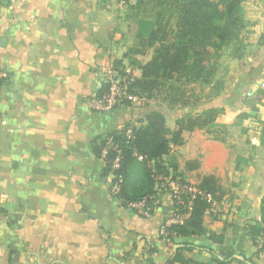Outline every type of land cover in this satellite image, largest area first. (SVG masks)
<instances>
[{"label": "crops", "instance_id": "crops-1", "mask_svg": "<svg viewBox=\"0 0 264 264\" xmlns=\"http://www.w3.org/2000/svg\"><path fill=\"white\" fill-rule=\"evenodd\" d=\"M243 7V54L224 48L216 74L221 92L186 108V115L222 109L215 122L226 141L186 131V162L198 167L180 165L178 172L194 185L204 175L218 179L224 195L203 225L224 233L221 254L235 252L229 264H241L236 256L264 264L246 230L260 219L264 193V0H244ZM130 26L118 0H12L0 8V264H166L189 243L195 248L184 252L187 259L218 264L207 251L218 248L205 237L159 234L167 192L156 190L149 216L112 195L105 152H94L104 135L157 110L140 99L107 111L91 104L108 68L126 64ZM238 112L250 117L237 122Z\"/></svg>", "mask_w": 264, "mask_h": 264}, {"label": "trees", "instance_id": "trees-1", "mask_svg": "<svg viewBox=\"0 0 264 264\" xmlns=\"http://www.w3.org/2000/svg\"><path fill=\"white\" fill-rule=\"evenodd\" d=\"M243 3L244 0H133L128 3L122 13L130 22L133 42L124 54L126 64L121 61L113 63L116 67L130 66L139 70L138 76L129 77L128 92L140 100L160 97L171 108H191L218 95L223 87L216 80L222 50L233 45L234 57H240L245 48L242 33L247 22ZM107 88L108 83H103L96 96H101ZM130 103L124 100L122 105ZM222 112V109H207L195 115L188 114L177 119L175 129L170 130L163 114L152 110L145 114L139 125H125L104 135L94 146L96 155L101 154L108 139L120 150L119 167L115 173L122 176L123 182L115 196L124 205L155 196L160 183L157 178L161 175L189 184L178 172L175 162L164 157L170 154L172 145L183 144L184 131L204 130L213 139L225 142V127L217 126L215 122ZM248 117L242 112L236 119ZM258 126L260 143L264 147V120L259 121ZM128 128L130 134L125 133ZM113 157L114 152L109 148L105 152L106 173H110ZM197 167V160L185 163V170ZM192 186L197 193L192 198L187 193L183 195L182 203L186 208L181 202L177 204L182 211L188 212V217L167 228L169 234L165 239L205 237L218 248L217 252L207 249L213 259L218 264H229L235 260V252L227 248L225 255L221 254L224 233L207 230L203 225L206 211L213 202L221 199L224 191L214 175H204ZM259 211L260 219L246 226L258 253L264 252V193ZM194 248L191 243L183 244L174 250L166 264H195L184 256L185 251ZM237 261L256 264L251 257Z\"/></svg>", "mask_w": 264, "mask_h": 264}, {"label": "built area", "instance_id": "built-area-1", "mask_svg": "<svg viewBox=\"0 0 264 264\" xmlns=\"http://www.w3.org/2000/svg\"><path fill=\"white\" fill-rule=\"evenodd\" d=\"M9 2H12V0H0V8H2L4 5H7ZM131 2H133V0H118L119 10H124L127 4ZM134 71L135 69L131 68L130 66H126L125 68L110 66L105 77V82L108 83L107 91L101 96H96L91 100L92 107L98 111H107L122 105L124 100H128L131 103L138 101L139 99L136 96L131 95L128 92L129 77L134 75ZM4 76L5 74L0 71V82ZM261 86L264 87V83H262ZM125 133L130 134V128H128ZM109 148H111V150L114 152L109 174L111 175L112 179L110 192L115 196L118 194L120 186L123 182L122 176L115 173L119 167L120 150L115 145H112L111 140L108 139L107 146L104 147L103 151L106 152ZM157 179L160 182L158 191L167 190L171 200L170 209L167 211L158 230L159 234L165 239V237L169 234L167 228L181 223L189 215L188 212L182 211L177 204L183 202V195L186 193L192 198L193 195L197 193V189L190 183H180L176 180H173L170 176L161 175L158 176ZM207 197H209V195ZM157 204L158 199L155 195L145 198L142 201L131 203L130 206L145 216H149L150 213L156 209ZM182 205L184 208H186V204L182 203ZM189 205L190 200L188 201L187 208Z\"/></svg>", "mask_w": 264, "mask_h": 264}, {"label": "rangeland", "instance_id": "rangeland-1", "mask_svg": "<svg viewBox=\"0 0 264 264\" xmlns=\"http://www.w3.org/2000/svg\"><path fill=\"white\" fill-rule=\"evenodd\" d=\"M260 94L262 95L263 92L260 91L258 93V95H256V96L258 97ZM148 101L152 104L151 106L153 109H157L156 111L160 110L159 112H161L163 114V116L165 118L166 126H168L170 130L175 129V123H176L177 119L186 116V107L185 108H175V107L171 108L168 105H166L165 103H163L160 100V97L150 98V99H148ZM257 109H258L257 104L256 105L254 104L253 106L250 107V111L252 113H255V115L251 118L252 122L256 121V114H258ZM240 113H242V112H238L237 115ZM237 120H240V119H236V121ZM238 124H240V123H238ZM199 131H203L204 132L203 134L206 133L204 130H199ZM182 137H183V144L180 146L172 145L171 150H170V154L166 157V160H169V162H173V163L175 162V164L177 165V168L180 165H182L185 169V163H186V131H184L182 133ZM231 154H233V152H231ZM228 162H230V160ZM235 164H237V159L236 160L234 159V165ZM222 165H223V168H225V169L228 168V164H227V166L225 164H222ZM200 178H198L197 183H199ZM191 185H194V184H191Z\"/></svg>", "mask_w": 264, "mask_h": 264}, {"label": "water", "instance_id": "water-1", "mask_svg": "<svg viewBox=\"0 0 264 264\" xmlns=\"http://www.w3.org/2000/svg\"><path fill=\"white\" fill-rule=\"evenodd\" d=\"M237 258H239L240 260H243V257L242 256H236Z\"/></svg>", "mask_w": 264, "mask_h": 264}]
</instances>
